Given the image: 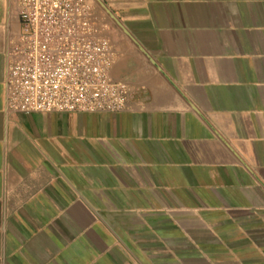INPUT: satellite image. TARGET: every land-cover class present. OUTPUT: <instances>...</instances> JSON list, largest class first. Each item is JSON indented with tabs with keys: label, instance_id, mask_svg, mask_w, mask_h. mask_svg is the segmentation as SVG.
<instances>
[{
	"label": "crops",
	"instance_id": "0c3cea01",
	"mask_svg": "<svg viewBox=\"0 0 264 264\" xmlns=\"http://www.w3.org/2000/svg\"><path fill=\"white\" fill-rule=\"evenodd\" d=\"M101 1L121 112L8 109L0 0V264H264V0Z\"/></svg>",
	"mask_w": 264,
	"mask_h": 264
},
{
	"label": "built area",
	"instance_id": "2783aa9c",
	"mask_svg": "<svg viewBox=\"0 0 264 264\" xmlns=\"http://www.w3.org/2000/svg\"><path fill=\"white\" fill-rule=\"evenodd\" d=\"M20 30L6 67L13 111L121 112L127 89L109 73L114 48L94 0H12Z\"/></svg>",
	"mask_w": 264,
	"mask_h": 264
},
{
	"label": "water",
	"instance_id": "95a60500",
	"mask_svg": "<svg viewBox=\"0 0 264 264\" xmlns=\"http://www.w3.org/2000/svg\"><path fill=\"white\" fill-rule=\"evenodd\" d=\"M96 4L106 13L108 18L116 25L118 26L121 31L127 35V31L123 28L119 20L113 15V13L105 6V4L101 0H94Z\"/></svg>",
	"mask_w": 264,
	"mask_h": 264
},
{
	"label": "rangeland",
	"instance_id": "374dc122",
	"mask_svg": "<svg viewBox=\"0 0 264 264\" xmlns=\"http://www.w3.org/2000/svg\"><path fill=\"white\" fill-rule=\"evenodd\" d=\"M97 6H98V5H97ZM98 7H99V6H98ZM107 20H109V19L107 18ZM109 22H110V23H109ZM109 22H108V24H109V29H112V28H113V26H112V25H113V22L110 21V20H109Z\"/></svg>",
	"mask_w": 264,
	"mask_h": 264
}]
</instances>
